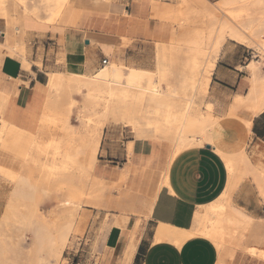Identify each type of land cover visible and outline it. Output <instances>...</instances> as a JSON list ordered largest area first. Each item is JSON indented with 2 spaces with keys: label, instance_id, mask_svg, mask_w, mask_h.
I'll return each mask as SVG.
<instances>
[{
  "label": "crops",
  "instance_id": "obj_1",
  "mask_svg": "<svg viewBox=\"0 0 264 264\" xmlns=\"http://www.w3.org/2000/svg\"><path fill=\"white\" fill-rule=\"evenodd\" d=\"M209 1L215 4L222 0ZM185 16L186 6L179 0H72L57 24L38 23L10 10L8 19L0 18V43H5L2 34L9 28L10 31L21 28L25 50L21 48L32 66L24 68L21 59L10 50L18 43L15 37L9 40V48H0V88L11 96L8 119L16 122L5 121L1 125L0 160L7 165L16 164L17 157L29 153L34 138L25 128L36 129L37 124L31 125L30 121L33 117L39 119L47 73L64 70L65 65L59 62L65 54L79 57L91 72H106L119 86L128 88L134 83L133 89L138 86L147 89L150 74L158 71L155 43L169 42L170 27L178 26ZM159 53L161 87L169 90L176 101L182 100L183 106L194 100L202 113L212 104L213 115L218 120L211 132V142L188 148L171 161L177 133L175 120L151 113L156 100L150 95L144 100V108H149L146 115H130L128 111L136 92L129 91L128 102L121 105L126 112L104 129L98 152L101 162L119 164L117 161L122 160L123 166L118 173L108 175L102 169L100 174L97 162L94 171L95 176L114 190L106 199L103 190L99 202V208L115 210L112 219L103 224L108 229L102 240L107 261L111 257L112 264H119L138 240L131 264H217V248L203 237L190 238L180 248L171 242L155 243V237L162 225L191 231L199 209L218 202L231 188H235L232 203L253 217L243 245L256 221V240L264 247V199L251 175L240 181L230 179L223 159L245 152L258 165V170L264 168V109L254 114L240 108L230 114L234 97L248 96L249 73L241 69L248 65L252 51L243 44L227 41L217 65L209 66L213 74L205 96L197 94L205 58L194 57V52L185 55L181 48L161 47ZM152 57L150 69L137 68ZM103 58L108 59V66L102 64ZM132 68L144 74L132 75ZM185 76L191 79L187 86L181 80ZM148 120L160 123L159 129L148 125ZM127 125L133 126L129 139L119 134V128L127 129ZM113 128L117 129L110 130ZM126 166L130 168L126 185L116 189L120 171ZM160 172L168 173V186L160 188ZM4 181L0 177V195L6 186ZM2 201L0 197V212ZM122 213L130 217L127 227L109 226ZM93 224L92 221L86 224L85 236L91 242L96 234ZM247 263L236 260V264Z\"/></svg>",
  "mask_w": 264,
  "mask_h": 264
},
{
  "label": "bare ground",
  "instance_id": "obj_2",
  "mask_svg": "<svg viewBox=\"0 0 264 264\" xmlns=\"http://www.w3.org/2000/svg\"><path fill=\"white\" fill-rule=\"evenodd\" d=\"M71 1L0 0V13L2 18L8 19L12 10L25 19L57 24ZM179 1L186 6V16L178 26L170 27L169 42L155 43L158 71L150 74L147 89L144 86L133 89L134 83L128 88L119 86L106 72H91L87 63L69 54L59 62L65 65L63 71L47 73L39 119L33 117L30 121L37 127L25 128L34 138L29 153L17 157L16 164L7 165L0 160V177L15 186L0 219V264H59L76 232L81 209L88 205L100 207L102 194L92 198L91 191L94 184L98 188L105 185L104 180L94 175L102 134L108 124L126 112L121 105L128 102L130 90L136 92L128 111L130 115L145 116L149 108H144V100L150 95L156 100L154 107L150 108L151 113L175 120L177 133L173 138L175 150L171 153V161L188 148L211 142V132L218 120L213 115L214 106L208 104L207 112L202 113L194 100H188L183 106L182 100L176 101L169 90L161 87V47L181 48L185 55L194 52V57L205 58L206 66L197 92L205 96L213 74L209 66L217 65L226 42L232 40L247 46L253 57L241 70L249 73L250 89L247 97H234L230 114L240 108L249 109L254 114L264 109V0H222L215 4L209 0ZM21 30L15 27L13 31L9 28L3 33L5 43H0V48H9V40L15 37L18 43L10 50L21 59L24 68L30 69L31 61L27 60L21 48L25 50L21 44ZM131 71L132 75L136 72L144 74L133 68ZM181 80L186 86L191 81L186 76ZM10 97L0 88V128L5 121L16 124L8 119ZM147 124L155 125L157 129L160 127V123L151 120ZM126 128L130 130L133 126L127 125ZM223 159L230 176L251 175L260 183L264 196V168L258 170V165H254L245 152L223 156ZM151 172L154 173L153 170ZM160 176V188L168 186V173L160 172ZM121 177L126 182L128 175L122 173ZM229 192L227 190L218 202L199 209L191 231L162 225L155 243L171 242L180 248L188 239L200 236L217 248V264H229L228 259L233 260L239 251L264 263V247L243 245L253 217L232 203ZM41 194L59 200L58 212L51 214L54 218L49 217L39 203ZM118 217L116 225L125 229L129 216L123 214ZM137 220L142 222L141 218ZM30 229L34 231L33 240L26 246V232ZM44 253L47 257L43 256Z\"/></svg>",
  "mask_w": 264,
  "mask_h": 264
},
{
  "label": "rangeland",
  "instance_id": "obj_3",
  "mask_svg": "<svg viewBox=\"0 0 264 264\" xmlns=\"http://www.w3.org/2000/svg\"><path fill=\"white\" fill-rule=\"evenodd\" d=\"M123 12L125 15L128 16V13L125 10H123ZM0 18H2L1 13H0ZM0 40H1V38H0ZM129 43L130 42L128 40V44ZM252 57L253 56H251L250 59H252ZM104 59H107V58H103V60ZM153 60H154V57H152L150 59H146V61L144 60L143 63L139 64L137 68L150 69L153 65ZM114 129H117V128H113L110 130H114ZM130 133L131 132L129 129H123L121 127L119 128V134H123V137H125L127 139H129L132 136V133L131 134ZM128 146H130V144ZM97 158H98L99 173L103 169V170H106L105 172L108 175H112L113 173H118L119 168L122 167L123 163H124V161H122V160L117 161V163H119V164L101 162L99 154H98ZM129 170H130L129 166H126L124 169H122L120 171V174H119L120 181L118 183H115L116 189H121L122 186L126 185V182H124V179H122L121 175H122V173H125L126 175H128L127 173H129ZM246 176L233 175V176H230V179H232V180L238 179L240 181L242 178H244ZM116 179L117 178L113 177V180H116ZM254 180L257 184V188H258L261 196L264 199L261 187L259 185L260 183L258 182V180H256V179H254ZM4 184L6 186L2 188L1 195H0V197L3 200L1 203L0 219L3 216L2 214L4 213L5 208H6L7 204L9 203V201L12 197V194H13L12 192H14V188H15V186L8 181H4ZM103 190H106L105 191V199H106V196H112L114 194V190H111V188H108V186L106 185V182H105V185H103L99 188H98L97 184L92 185V191H91L92 198L96 197L97 194H102ZM229 191L230 192L228 194H230L229 198L231 200L232 195L235 191V188H231V190H229ZM51 197L50 196L46 197L45 194H41L40 198H39V203L46 210V214L49 217H52V215H54V212H58V208L60 205L59 200L56 199V197H54V196H51ZM96 209H99V208H95V207L89 206V205L85 206L83 209H81L80 216L78 218L76 232L72 235L69 244L65 248L63 256L60 259L61 262L59 261V264H89V263H87V260H89L90 258H95V261L97 264H112L111 263V257H110V260L107 261V256L102 250V240H103V236H104L105 232L108 230L107 228L103 227V224L105 221H110V219H112V217H113L112 213H114L115 210H112L110 208H100L99 210H96ZM103 211H105V212H103ZM52 218H54V216ZM118 218L119 217H117L113 222H110L109 226H111V227L117 226L116 221H118ZM129 220H130V217H129ZM129 220H128V222H129ZM91 221H92V223L94 222V224H93L94 227L93 226L92 227L96 231V234H94L95 237H94V239H92V242L89 241V239H87L85 236V233L87 231L86 224L91 223ZM128 222H126L125 227H127ZM83 224H85V227L83 226ZM255 224H256V221L253 223L252 229H251L249 235L247 236V239L244 242V246H246V247L247 246H256V247L263 248V245H259L257 240H256L257 239V233H256V229H255ZM33 234H34L33 229H30L26 232V235H27V241L25 242L26 246H29L31 244V242L33 240ZM137 245H138V240H135L133 243V246L129 250L128 254L123 259H121L119 264H131L132 259L135 255V252L137 249ZM43 256L47 257L46 253H44ZM238 259L239 260L240 259L246 260L248 262L247 264H262L258 261L259 259L257 260V258L249 257L243 251H239L234 260L228 259L230 261V262L228 261V263L229 264H236V260H238Z\"/></svg>",
  "mask_w": 264,
  "mask_h": 264
},
{
  "label": "built area",
  "instance_id": "obj_4",
  "mask_svg": "<svg viewBox=\"0 0 264 264\" xmlns=\"http://www.w3.org/2000/svg\"><path fill=\"white\" fill-rule=\"evenodd\" d=\"M103 63L107 64L108 63V59H104ZM87 263H89V264H97L96 261H95V258H90L89 260H87Z\"/></svg>",
  "mask_w": 264,
  "mask_h": 264
}]
</instances>
